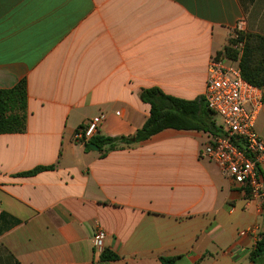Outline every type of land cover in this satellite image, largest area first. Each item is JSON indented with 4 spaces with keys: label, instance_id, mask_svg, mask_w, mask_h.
I'll return each instance as SVG.
<instances>
[{
    "label": "crops",
    "instance_id": "0c3cea01",
    "mask_svg": "<svg viewBox=\"0 0 264 264\" xmlns=\"http://www.w3.org/2000/svg\"><path fill=\"white\" fill-rule=\"evenodd\" d=\"M240 22L264 37V0H0V90L27 94L25 130L0 135V264H253L264 203L203 156L221 131L204 101L201 130L105 155L73 140L99 116L101 136H133L145 89L203 99L211 60L237 67L220 54ZM96 226L118 260L93 251Z\"/></svg>",
    "mask_w": 264,
    "mask_h": 264
},
{
    "label": "built area",
    "instance_id": "2783aa9c",
    "mask_svg": "<svg viewBox=\"0 0 264 264\" xmlns=\"http://www.w3.org/2000/svg\"><path fill=\"white\" fill-rule=\"evenodd\" d=\"M241 26L240 22L235 29L241 32ZM232 47L241 50V44ZM223 57L229 64L233 62ZM203 101L206 109L220 118L221 130L204 146L203 156L245 192L247 202L258 200L264 203V140L255 130L257 115L264 107L263 90L245 82L238 66H225L213 59L208 66ZM102 120V116L94 117L77 128L73 140L87 143L97 133ZM254 234L255 227L240 232L241 236ZM105 236L103 229L96 226L92 247L98 255L104 250Z\"/></svg>",
    "mask_w": 264,
    "mask_h": 264
},
{
    "label": "trees",
    "instance_id": "16d2710c",
    "mask_svg": "<svg viewBox=\"0 0 264 264\" xmlns=\"http://www.w3.org/2000/svg\"><path fill=\"white\" fill-rule=\"evenodd\" d=\"M242 44L238 53L231 46ZM220 55L230 61L237 62L242 79L250 85L264 90V37L257 34L238 33L236 39H228L227 45ZM26 82L21 80L10 89L0 90V135L21 133L26 126ZM142 102L149 104L150 114L141 127L131 137L108 138L98 132L85 144L97 146L101 155L109 151L122 149L131 144L148 140L165 129L201 130L204 129L200 113L203 109V99L197 101H182L163 94L157 88L142 90ZM206 109V107H205ZM51 168V167H49ZM48 168H37L26 176L34 175ZM264 256V233L260 234L250 257L253 264H259L256 259ZM100 261L118 260V256L106 249L100 254ZM161 264H174V257H160Z\"/></svg>",
    "mask_w": 264,
    "mask_h": 264
},
{
    "label": "rangeland",
    "instance_id": "374dc122",
    "mask_svg": "<svg viewBox=\"0 0 264 264\" xmlns=\"http://www.w3.org/2000/svg\"><path fill=\"white\" fill-rule=\"evenodd\" d=\"M238 33H242V31L241 32H239V31H237L236 29L235 30H233V33L231 34V36L229 37V39L231 38V39H236L237 38V35H238ZM235 35H236V38H233V37H235ZM239 44H241V43H238V44H236V45H239ZM234 46V45H233ZM232 47V46H231ZM233 48V47H232ZM241 48H242V44H241ZM234 49V48H233ZM236 50V49H235ZM238 53H240L241 52V50H236ZM237 63V62H236ZM246 110H248V108L246 107ZM262 128H263V138H264V126H262ZM221 253V251H216L215 253H213V256H218L219 254Z\"/></svg>",
    "mask_w": 264,
    "mask_h": 264
},
{
    "label": "water",
    "instance_id": "95a60500",
    "mask_svg": "<svg viewBox=\"0 0 264 264\" xmlns=\"http://www.w3.org/2000/svg\"><path fill=\"white\" fill-rule=\"evenodd\" d=\"M90 149H92V150H94V151H97V150H98L97 146H95V145H93V144L90 145Z\"/></svg>",
    "mask_w": 264,
    "mask_h": 264
}]
</instances>
